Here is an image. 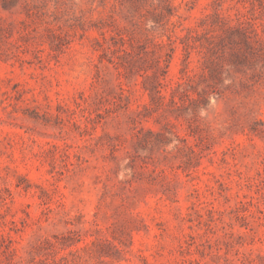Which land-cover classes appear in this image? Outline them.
Masks as SVG:
<instances>
[{
    "label": "rangeland",
    "instance_id": "374dc122",
    "mask_svg": "<svg viewBox=\"0 0 264 264\" xmlns=\"http://www.w3.org/2000/svg\"><path fill=\"white\" fill-rule=\"evenodd\" d=\"M0 264H264V0H0Z\"/></svg>",
    "mask_w": 264,
    "mask_h": 264
}]
</instances>
